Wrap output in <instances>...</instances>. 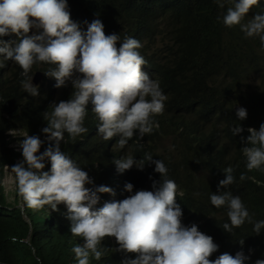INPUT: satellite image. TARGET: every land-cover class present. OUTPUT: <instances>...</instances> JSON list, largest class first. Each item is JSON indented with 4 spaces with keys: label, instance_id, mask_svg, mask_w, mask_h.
<instances>
[{
    "label": "clouds",
    "instance_id": "clouds-1",
    "mask_svg": "<svg viewBox=\"0 0 264 264\" xmlns=\"http://www.w3.org/2000/svg\"><path fill=\"white\" fill-rule=\"evenodd\" d=\"M216 3L220 8L230 5L223 17L226 27L240 28L264 45V9L246 20L260 0ZM84 21L81 28L71 21L67 0H0V38L17 37L14 46L0 39V85L11 78L10 64H17L22 69L23 102L38 104L47 121V126H39L40 138L17 129L5 133L8 140L18 135L8 147L23 157L3 168L0 186L6 205L16 199L14 209L29 225L28 208L60 214L65 222L62 233L73 240L72 264H264V255L255 253L251 240L231 243L225 237L245 222L253 224L256 235L264 229V220L254 221L240 196L224 190L235 182L233 152L226 151L221 168L225 179L219 181L218 193L206 197L212 212L206 217L186 205L182 181L170 177L162 160H153L151 154L139 161L128 156L134 136L142 139L159 127L154 117L163 114L168 98L159 81L141 70L147 63L144 27L141 38L110 33L96 16ZM256 70L253 74H261ZM239 106L234 110L243 121L248 114ZM96 117L92 137L76 140ZM245 129L250 135L241 157L246 158L251 182L259 185L254 176L264 168V123L259 130L248 125ZM231 131L237 135L243 128L236 125ZM67 137L74 142L64 150L60 143H67ZM109 152L113 156L103 160ZM145 161L155 168H144ZM45 164L50 171H44ZM192 168L197 179L209 176L200 163ZM7 176L13 181L10 194L4 193ZM239 179L247 176L242 173ZM118 251L135 258L120 262L111 253Z\"/></svg>",
    "mask_w": 264,
    "mask_h": 264
},
{
    "label": "trees",
    "instance_id": "trees-1",
    "mask_svg": "<svg viewBox=\"0 0 264 264\" xmlns=\"http://www.w3.org/2000/svg\"><path fill=\"white\" fill-rule=\"evenodd\" d=\"M67 4L71 21L79 28L87 24L84 19L93 16L106 24L110 33L143 38L140 31L144 27L147 43L143 57L147 63L141 70L159 81L168 99L163 114L154 117L159 127L142 139L134 136L128 156L139 161L145 154H151L153 160H162L170 177L182 181L186 205L206 217L212 214L206 197L208 193L217 194L219 181L225 179L221 168L226 164L224 157L229 149L235 157L232 161L235 182L224 190L240 196L254 221L264 220V168L254 176L259 185L254 184L251 173H247L246 158L241 157L250 135L245 127L259 130L264 123V45L258 37L247 38L240 28L225 26L223 17L230 5L220 8L216 0H67ZM263 7L264 0H260L259 7H254L246 20L261 13ZM135 21L141 24L133 26ZM0 39L13 42L14 46L17 37ZM9 62L4 63L5 67ZM256 69L261 74H253ZM9 73L11 78L0 85V183L4 166L12 167L23 160L22 155L8 147L18 135L8 140L5 133L17 129L40 138L41 122L47 126L43 118L45 110L33 101L23 102L22 69L12 62ZM236 105L246 109L247 119L239 120ZM98 122L97 117L94 123L89 120L85 125L88 132L76 140L91 138ZM236 125L243 132L233 135L231 129ZM66 140L67 143H60L64 150L74 142L68 137ZM42 146L45 150V145ZM217 146L221 147L219 152H212ZM110 156L113 155L109 152L103 160ZM145 163L144 168H155V164ZM196 163L202 164L209 176L195 178L192 165ZM132 169L137 170L135 166ZM44 171H50L47 165ZM242 173L247 176L244 181L239 179ZM143 175L136 173L138 177ZM15 202L16 199L12 205H6L0 186V264H72L73 240L62 233L65 222L61 215L28 208L25 215L29 225L20 211L14 209ZM227 211V207L221 210L225 216ZM205 223L212 227L210 222ZM253 227L245 222L225 237L231 243L251 240L255 253L261 256L264 229L256 235ZM111 253L120 262L135 258L124 252Z\"/></svg>",
    "mask_w": 264,
    "mask_h": 264
},
{
    "label": "rangeland",
    "instance_id": "rangeland-1",
    "mask_svg": "<svg viewBox=\"0 0 264 264\" xmlns=\"http://www.w3.org/2000/svg\"><path fill=\"white\" fill-rule=\"evenodd\" d=\"M256 87H258L260 89V86H256ZM6 186H7V189H4V193L10 194L12 187H13V181L9 176H7V178H6ZM9 201L11 202L12 198H9Z\"/></svg>",
    "mask_w": 264,
    "mask_h": 264
},
{
    "label": "water",
    "instance_id": "water-1",
    "mask_svg": "<svg viewBox=\"0 0 264 264\" xmlns=\"http://www.w3.org/2000/svg\"><path fill=\"white\" fill-rule=\"evenodd\" d=\"M37 81H38V77L35 78V82H37Z\"/></svg>",
    "mask_w": 264,
    "mask_h": 264
}]
</instances>
